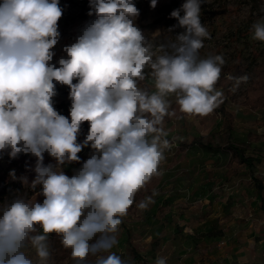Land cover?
<instances>
[{
	"label": "clouds",
	"instance_id": "obj_1",
	"mask_svg": "<svg viewBox=\"0 0 264 264\" xmlns=\"http://www.w3.org/2000/svg\"><path fill=\"white\" fill-rule=\"evenodd\" d=\"M203 3L185 0L170 13L178 23L168 30L183 31L156 39L157 33L149 38L136 26L134 0H89L95 19L64 47L67 58L57 67L51 61L61 37L59 0H0V158L5 152L10 159L34 156L29 187L41 186L37 195L44 197L40 203L17 196L0 205V264H49L50 233L60 236L75 264L89 256L95 264H130L111 249L136 193L162 174L171 147L163 124L176 115L173 98L181 114L201 117L224 100L215 87L223 56H200L210 39L200 18ZM252 30V38L264 42V18ZM146 78L154 91L140 87ZM227 78L234 89L248 80ZM57 83L70 89V120L53 107ZM83 122L90 127L78 143ZM89 145L93 154L67 176L61 166L78 162ZM44 153L55 166L44 165ZM10 175L17 178L15 170ZM19 179L28 185L27 177ZM151 202L149 196L137 206L146 210ZM155 264L167 260L158 257Z\"/></svg>",
	"mask_w": 264,
	"mask_h": 264
},
{
	"label": "rangeland",
	"instance_id": "obj_2",
	"mask_svg": "<svg viewBox=\"0 0 264 264\" xmlns=\"http://www.w3.org/2000/svg\"><path fill=\"white\" fill-rule=\"evenodd\" d=\"M184 2L157 0L152 8L151 0H134L140 12L135 24L149 38L156 33V39L174 37L183 29L168 31L178 21L167 19L166 6L170 4L173 11ZM59 6L63 10L58 21L61 37L51 61L57 67L61 57L67 58L64 47L74 43L83 27L95 19L88 15L89 0H59ZM200 18L210 33L200 49L201 58L222 55L225 64L240 56L244 62L264 60V42L252 38V25L264 18V0H206ZM147 81L154 91L151 79ZM69 92L68 86L57 83L52 102L54 109L70 120ZM225 106L232 118L212 113L203 117L186 115L163 124L171 147L165 150L160 165L161 182L146 210L138 209L122 218L112 252L130 264H155L158 257H165L167 264H264V108L252 111L231 102ZM195 137H201L204 144L210 141L216 146L234 143L242 147L255 159L254 172L236 164L221 150L203 145L190 147L181 157L178 144ZM92 154L89 145L80 152L78 162L65 166L78 171ZM7 156L5 152L0 158V174ZM49 164L56 165H44ZM61 170L65 173V168ZM35 176L33 169L24 177L31 184ZM253 178L261 182L262 192L257 191ZM37 194L31 201L42 203L44 197ZM129 243L137 248L141 259L134 258ZM26 254L36 260L33 249Z\"/></svg>",
	"mask_w": 264,
	"mask_h": 264
},
{
	"label": "trees",
	"instance_id": "obj_3",
	"mask_svg": "<svg viewBox=\"0 0 264 264\" xmlns=\"http://www.w3.org/2000/svg\"><path fill=\"white\" fill-rule=\"evenodd\" d=\"M171 5L166 6V16L167 19L170 18ZM202 56V54H200ZM231 75L234 77H240L246 75L248 77L247 82L240 83L238 88H233L234 81H230L227 77ZM243 85L244 88H241ZM140 87L148 88L151 91V86L147 81L140 82ZM216 87L220 88V91L223 93L224 100L223 103L213 111V115L221 116V117H229L232 118L233 114L226 108L225 104L228 102L233 103L237 107H247L252 111L257 109L264 108V60L261 61H249L244 59L240 56L236 58L233 63L225 64L222 67L220 79L218 80ZM172 108L176 110V115L171 117H165L164 123H167L172 120L179 119L184 114H181L178 110V105H176L174 98L172 102ZM89 124L88 122H83L81 125L82 134L77 138V142H82L89 131ZM258 136H254V139H258ZM203 145L208 149H218L221 150L226 157H230L233 162L239 165H244L250 171L254 172L255 169V159L247 155L245 153V149L242 147L234 144V143H227L225 146H216L213 145L210 141H207L205 144L201 137H195L189 143L180 142L178 144V148L181 151V157L184 154V151L189 149L194 145ZM84 149V148H83ZM82 149V150H83ZM81 150V151H82ZM80 152L78 153L79 156ZM180 157V158H181ZM36 163V158L34 156H27L26 154H20L16 159H10L7 156L5 161V168L3 172L0 174V205H3L6 202H11L17 196L24 197L31 201V198L40 191V187L37 186L35 190L29 187L30 184L25 185L21 183L19 177H24L27 173L31 172ZM44 164L46 163H55L56 161L54 158L49 156L47 153H44ZM63 169L65 168V174L69 177H72L76 171L68 170L65 165L61 166ZM15 170L16 179L10 175V173ZM254 186L256 187L257 191L260 193L263 190V186L261 182L253 178ZM161 182V175L154 176L144 188L139 190L134 198V203L130 206L127 215H134L138 211V204L140 201L144 200L146 197H153L158 189V186ZM261 202H264L261 199ZM42 231V230H41ZM49 244L51 250V259L49 264H75L73 259L70 255V250L65 249L61 242L60 236L56 233L49 234ZM131 245V243H129ZM131 253L133 254L134 258L141 259L137 248L131 245ZM96 257L89 256L87 258L86 264H91L94 262Z\"/></svg>",
	"mask_w": 264,
	"mask_h": 264
},
{
	"label": "crops",
	"instance_id": "obj_4",
	"mask_svg": "<svg viewBox=\"0 0 264 264\" xmlns=\"http://www.w3.org/2000/svg\"><path fill=\"white\" fill-rule=\"evenodd\" d=\"M134 246V245H133Z\"/></svg>",
	"mask_w": 264,
	"mask_h": 264
}]
</instances>
